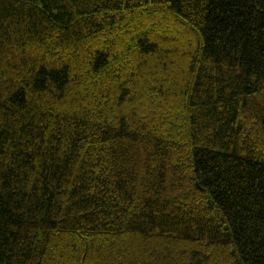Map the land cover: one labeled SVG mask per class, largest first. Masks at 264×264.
<instances>
[{"label":"trees","instance_id":"trees-1","mask_svg":"<svg viewBox=\"0 0 264 264\" xmlns=\"http://www.w3.org/2000/svg\"><path fill=\"white\" fill-rule=\"evenodd\" d=\"M0 264H264V0H0Z\"/></svg>","mask_w":264,"mask_h":264}]
</instances>
